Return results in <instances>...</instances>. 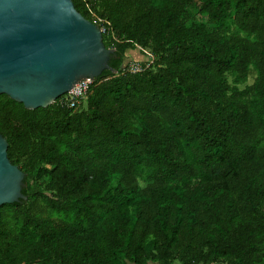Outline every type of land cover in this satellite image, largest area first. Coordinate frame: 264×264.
I'll list each match as a JSON object with an SVG mask.
<instances>
[{"label":"trees","instance_id":"trees-1","mask_svg":"<svg viewBox=\"0 0 264 264\" xmlns=\"http://www.w3.org/2000/svg\"><path fill=\"white\" fill-rule=\"evenodd\" d=\"M71 2L114 72L74 108L0 93V264H264V0Z\"/></svg>","mask_w":264,"mask_h":264},{"label":"water","instance_id":"water-1","mask_svg":"<svg viewBox=\"0 0 264 264\" xmlns=\"http://www.w3.org/2000/svg\"><path fill=\"white\" fill-rule=\"evenodd\" d=\"M112 53L71 0H0V93L27 109L45 107L104 69L114 72ZM6 147L0 134V205L25 199L24 174Z\"/></svg>","mask_w":264,"mask_h":264},{"label":"built area","instance_id":"built-area-1","mask_svg":"<svg viewBox=\"0 0 264 264\" xmlns=\"http://www.w3.org/2000/svg\"><path fill=\"white\" fill-rule=\"evenodd\" d=\"M129 66L130 69H137L135 64H130ZM90 81L86 78L70 87V89L62 94L59 102L68 108H74L85 97Z\"/></svg>","mask_w":264,"mask_h":264},{"label":"rangeland","instance_id":"rangeland-1","mask_svg":"<svg viewBox=\"0 0 264 264\" xmlns=\"http://www.w3.org/2000/svg\"><path fill=\"white\" fill-rule=\"evenodd\" d=\"M131 58H132L133 61H132V62H129V63H130V64L133 63V64H135V65H136V63H137V62L134 63L135 61H137V60H139V59H142L139 55H136V52L131 54ZM134 60H135V61H134ZM251 79H252L251 77H248L247 80H246V83L251 82Z\"/></svg>","mask_w":264,"mask_h":264}]
</instances>
